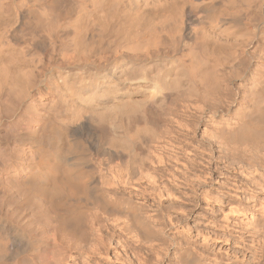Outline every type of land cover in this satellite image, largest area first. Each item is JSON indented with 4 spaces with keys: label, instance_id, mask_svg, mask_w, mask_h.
I'll return each mask as SVG.
<instances>
[{
    "label": "bare ground",
    "instance_id": "bare-ground-1",
    "mask_svg": "<svg viewBox=\"0 0 264 264\" xmlns=\"http://www.w3.org/2000/svg\"><path fill=\"white\" fill-rule=\"evenodd\" d=\"M208 37L227 44L230 53L226 70L218 60L213 76L205 78L192 52ZM0 69V92L13 86L18 101L28 102L24 113L34 119L27 124L32 134L25 135L48 145L34 151L31 180L39 182L33 188L68 206L90 195L95 204L101 202L99 220L106 227L140 245L158 236L157 244H149L161 245L164 229L151 226L147 216L117 215L121 201L131 204L121 189H129L128 196L147 193L136 178L144 159L100 189L97 178L79 167L85 155L79 153L72 163L65 158L73 149H85L81 138L65 142L63 125L89 117L97 124L114 122L113 129L98 131L97 148L106 143L142 155L152 144L154 156L146 159L157 163L153 171L180 161L196 142L187 169L203 178L199 190L215 176L235 183L236 197L224 195L227 232L250 249L248 264H264V0H0ZM42 99L51 103L48 109ZM17 117L0 115V129ZM201 126L209 130L199 136ZM162 178L148 179L149 199L160 200ZM156 216L148 217L155 221ZM69 217L77 227L80 217ZM10 234L0 228V254L14 238ZM187 252L181 262L204 264Z\"/></svg>",
    "mask_w": 264,
    "mask_h": 264
},
{
    "label": "rangeland",
    "instance_id": "rangeland-1",
    "mask_svg": "<svg viewBox=\"0 0 264 264\" xmlns=\"http://www.w3.org/2000/svg\"><path fill=\"white\" fill-rule=\"evenodd\" d=\"M201 41L193 47L192 56L200 65L202 76L205 78L212 77L217 68L216 62L218 60L222 65L221 69L226 70L230 47L222 41L218 42L216 39L209 37ZM6 88H3L0 92V115L17 113L19 117L13 118L10 120L12 122L9 125H5L0 129V228H4L7 233L10 232L14 235V238L12 237L8 243L6 251L0 254V264H185L181 260H187L185 257L187 251L204 264H248L251 261L250 249L245 247L240 240L232 239L227 232L231 228L226 227L227 222L225 219L227 215L230 216V213L229 206L225 203V192L231 197H236L234 191L237 190L233 188L235 183L232 180L225 181L223 180L225 177L218 176L214 177V181H210L208 178L210 177L209 173L206 172L208 174L204 177H207L208 180L205 181L204 187L200 189L201 194L197 184L203 178L199 179L198 171L187 169L190 167L187 159L193 158L194 149L198 145L196 142H192L191 148L186 149L184 157L180 161L169 164L171 169L169 165L166 167L162 163L158 164L160 167H158V170L160 171H153V167H156L157 163L154 162L152 157L150 161L148 158L146 159L150 154L154 156L153 153L156 149L152 144L147 145L142 155H137V151L135 153L129 148L127 150L122 149L120 146L111 147L106 143L102 144L100 149L97 148L98 131L101 129L109 130L110 127L113 129L114 122L110 124L109 121H102V123L98 122L97 124L92 121L94 119L89 117L93 123L87 118L89 121L83 120L78 125L74 122L75 127L72 126L73 124L63 125L64 128H68L65 142L70 140L74 143V139L78 141L81 138L85 149L82 152L73 149L72 153L65 154V158L72 159L75 157L76 160L79 153L85 155L79 167L97 178V185L100 189L105 190L108 188L113 176L117 177L119 174H125L131 164H138L141 159H144L142 162L143 167L137 173L136 178L141 179L143 193L150 192L146 185H149L148 181L153 176L155 178L159 177V174L163 176L161 181L163 183L159 187L160 189L157 188L161 195L155 192V194L160 195V200L156 198L154 200H152L153 198L149 199L147 193L144 196L134 194L128 196L127 191L129 189H121L120 195L123 198L131 197V204L124 206V202L121 201L119 209L121 214L120 212L117 214L125 217L130 212L141 218L147 216L146 218L150 220L149 224L151 226L164 229L163 233L166 237H163V240L159 242L161 245L158 244L157 247L150 246L149 243L157 244L158 236L148 239L147 244L140 245L118 229H113L110 226H107L109 227L107 228L105 223L99 220L103 212L98 209L101 202L98 200L99 204L98 202L95 204L96 202L93 199H89L90 195H88V201L86 199L83 201L84 197L81 198L77 203L79 206L76 204L75 206L62 205L56 199H53L54 202H57L55 204L44 192L33 188V185L39 182L31 180L35 177L34 172L31 170L36 168L37 162L34 151L41 145V147H44L45 143H33L26 136L31 133L27 128V124L34 119L24 113V110H26L24 107H27L25 104L28 102L23 105L18 101L15 87L12 86L14 90L7 88L9 91ZM42 101L46 102L43 106L45 109L51 106L48 101L44 99ZM54 116L58 121V113L57 115L54 113ZM36 129L35 132H37H34V136H39L40 130H38V127ZM204 130L209 129L201 126L197 131V135L200 136ZM20 136L23 138L20 139ZM57 143H53V147H56ZM47 146L46 143L44 148ZM65 147L67 148V146ZM205 149L208 150V147H205ZM206 154H208V151ZM204 159L207 160L206 157ZM75 160L72 159L69 162L72 163ZM175 163L178 164L175 165ZM167 168L168 170H166ZM192 177L193 180H191ZM24 181L27 183H24ZM110 196L115 198L112 194ZM142 198H146L145 202ZM107 200L108 198H106ZM102 203L105 202L102 201ZM142 203H145L146 209L144 208L145 205L142 206ZM76 206L79 207V210ZM160 206L161 208H158ZM127 207H131V209L128 210ZM73 214L80 217L77 227H73L69 222V216ZM150 215H157L156 222L154 221L155 218H152L151 221ZM233 229V235L237 236V232H239L237 226L234 225ZM20 234L23 235L20 236Z\"/></svg>",
    "mask_w": 264,
    "mask_h": 264
}]
</instances>
